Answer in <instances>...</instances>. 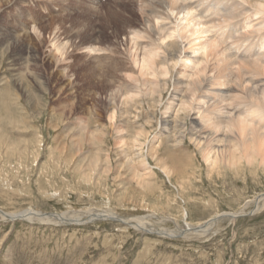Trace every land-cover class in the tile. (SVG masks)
<instances>
[{
    "label": "rangeland",
    "instance_id": "rangeland-1",
    "mask_svg": "<svg viewBox=\"0 0 264 264\" xmlns=\"http://www.w3.org/2000/svg\"><path fill=\"white\" fill-rule=\"evenodd\" d=\"M16 1L0 0V211L99 209L94 214L108 209L117 218L141 217L151 227L182 231L217 214L242 208L245 214L235 220L223 215L202 235L188 231L174 237L88 214L79 224L1 220L0 264H264V199L255 203L264 194V170H210L185 137L182 150L163 145L154 159L147 156L148 168L136 164L148 182L142 183L136 168L125 162V150L137 161L139 151L150 149L155 132H149L142 150L130 141L117 143L116 127L138 124L130 122L132 113L121 114L126 106L121 98L109 94L130 83L127 74L139 75L127 33L143 29L144 11L159 9L157 1ZM204 1L213 0H189L199 10ZM240 20L241 15L233 22ZM54 41L67 42L63 55L53 49ZM201 41L198 34L190 35L182 59L194 55ZM90 45L99 50L87 52ZM195 54L197 63L201 57ZM185 66L184 61L178 70ZM162 96L160 105L150 106L145 97L144 108L132 111L154 112L157 118L169 92ZM112 105L118 108L114 126L108 119ZM80 119L90 131L102 132L95 133L99 140L82 134ZM78 143L81 151H76ZM95 154L98 169L109 170L87 180V162ZM158 157L160 164L166 158L172 166L169 179Z\"/></svg>",
    "mask_w": 264,
    "mask_h": 264
},
{
    "label": "bare ground",
    "instance_id": "bare-ground-1",
    "mask_svg": "<svg viewBox=\"0 0 264 264\" xmlns=\"http://www.w3.org/2000/svg\"><path fill=\"white\" fill-rule=\"evenodd\" d=\"M155 1L159 9L153 7L154 10L149 14L144 11L148 8L147 5L143 6L145 9L142 11L148 15L144 20L142 19L143 29H130L127 33L128 53L139 75L135 77L127 74L126 78L130 83L125 82L123 86L120 84L122 87L118 86L109 94L112 95V99L121 98L120 103L126 104L121 114L125 113L126 117H131L132 113L135 118L133 117L134 120L130 122L138 124L132 129L127 125H124L123 129L116 127L117 143L124 146L130 141V144L137 145L142 150L149 138V132H155L150 149L145 154L139 151L137 161L134 158L136 154L129 156L130 149L125 150L128 151L125 152V162L132 168H136L138 164L140 168L146 169L147 156L154 159L156 156L154 153L163 145L168 150L169 148L182 150L185 146L184 139L188 137L210 170L219 172L220 169H226L233 172L232 170H239L243 166L264 170V0L204 1V9L201 10L197 9L196 5L192 6L193 2L189 0ZM150 4L153 2L148 4L149 7ZM239 15L242 16V20L237 25L233 20ZM212 16L218 18L212 19ZM254 21L256 22L253 24ZM193 34H198L202 39L192 51L200 54L201 58L197 63L195 53L192 56L184 54L182 59L185 40ZM237 43L240 44L238 48ZM66 45L67 42L52 43L53 49L60 55L64 54ZM97 50L99 49L90 45L87 52ZM184 61L185 70H178V66L181 67ZM162 91L169 92V96L157 118L154 112L132 111L137 110L139 105L142 106L146 98H148L147 103L151 101L150 106H155L156 103L160 105ZM117 109L112 105L108 116L111 126H114ZM138 118L142 123L135 121ZM127 120L125 123L129 122ZM153 120L156 126H153ZM79 123L82 134L85 131L86 136L90 133L89 139L92 142L99 140L95 133L101 134L100 130L90 131L82 119ZM126 135L129 140H124L125 137L127 138ZM143 137L145 139L141 140ZM76 145V151H81V144ZM93 157L87 159L88 173H85L87 180L102 176V173L99 174L101 170L106 173L109 170L108 166L98 169L96 154ZM167 158L171 163L172 156ZM157 159L161 165L160 170L162 169L163 174L169 179L172 166L165 164L166 158H163L162 164H160L161 158ZM140 168H136L137 171L134 172L143 183L145 177L140 174L141 171L138 170ZM145 183L142 185L149 189V184ZM262 199L264 194L255 203L258 204ZM94 210L99 209H89L85 213L82 211V214L74 210L61 213L27 209L18 212L0 211V221L23 219L43 224H79L82 222L81 217L88 214L87 217L90 218L93 216L103 219L113 218L121 223L131 224L140 231L174 237L177 232L186 234L188 231L202 235L223 215L235 220L245 214L243 208L222 215L217 214L194 228L191 227L190 230L188 227L182 231L179 228H173L174 230L166 228V230L151 227L150 222L142 220L141 217L129 220L121 216L117 218L108 209L101 213L90 214Z\"/></svg>",
    "mask_w": 264,
    "mask_h": 264
},
{
    "label": "snow or ice",
    "instance_id": "snow-or-ice-1",
    "mask_svg": "<svg viewBox=\"0 0 264 264\" xmlns=\"http://www.w3.org/2000/svg\"><path fill=\"white\" fill-rule=\"evenodd\" d=\"M162 43H164V42L162 41Z\"/></svg>",
    "mask_w": 264,
    "mask_h": 264
},
{
    "label": "water",
    "instance_id": "water-1",
    "mask_svg": "<svg viewBox=\"0 0 264 264\" xmlns=\"http://www.w3.org/2000/svg\"><path fill=\"white\" fill-rule=\"evenodd\" d=\"M196 229H198V228H196Z\"/></svg>",
    "mask_w": 264,
    "mask_h": 264
}]
</instances>
